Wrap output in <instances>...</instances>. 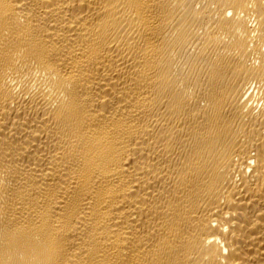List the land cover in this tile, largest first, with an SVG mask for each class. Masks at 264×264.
<instances>
[{"label": "bare ground", "instance_id": "6f19581e", "mask_svg": "<svg viewBox=\"0 0 264 264\" xmlns=\"http://www.w3.org/2000/svg\"><path fill=\"white\" fill-rule=\"evenodd\" d=\"M0 264H264V0H0Z\"/></svg>", "mask_w": 264, "mask_h": 264}]
</instances>
